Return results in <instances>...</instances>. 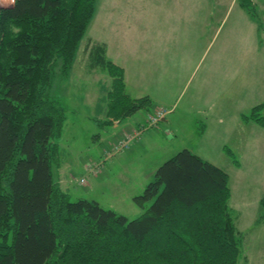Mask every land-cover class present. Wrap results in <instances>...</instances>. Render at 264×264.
I'll return each mask as SVG.
<instances>
[{
	"label": "rangeland",
	"instance_id": "obj_1",
	"mask_svg": "<svg viewBox=\"0 0 264 264\" xmlns=\"http://www.w3.org/2000/svg\"><path fill=\"white\" fill-rule=\"evenodd\" d=\"M173 1H97L72 70L50 88L68 114L54 180L71 200L92 198L133 219L145 210L134 197L158 166L189 148L229 176V207L243 234L238 264H264V0H252L254 16L238 0ZM203 28L205 41L196 36ZM96 42L124 67L130 96L149 95L150 108L111 119L113 77L91 66ZM156 107L160 122L137 136Z\"/></svg>",
	"mask_w": 264,
	"mask_h": 264
},
{
	"label": "trees",
	"instance_id": "obj_2",
	"mask_svg": "<svg viewBox=\"0 0 264 264\" xmlns=\"http://www.w3.org/2000/svg\"><path fill=\"white\" fill-rule=\"evenodd\" d=\"M97 1L0 0V264H238L229 176L189 148L158 166L134 197L145 210L133 219L92 198L71 200L54 180L68 114L50 88L72 70ZM238 1L254 16L252 0ZM106 50L96 42L90 54L113 77L111 119L150 108L149 95L130 96L124 67Z\"/></svg>",
	"mask_w": 264,
	"mask_h": 264
},
{
	"label": "crops",
	"instance_id": "obj_3",
	"mask_svg": "<svg viewBox=\"0 0 264 264\" xmlns=\"http://www.w3.org/2000/svg\"><path fill=\"white\" fill-rule=\"evenodd\" d=\"M162 2H164V3H173L174 1L173 0H162ZM107 8L109 7V6H106ZM243 8V7H242ZM212 12H213V10H211L210 11V16L212 15ZM187 20L189 19L188 18V15H187ZM190 18H193L194 19V17L193 16H191ZM200 19H202V16L200 17ZM209 19H210V17H209ZM187 25H190V26H187ZM192 26V27H191ZM193 26H194V23H193V21H187L186 22V25H185V27H186V32H187V30H188V34L190 33V31H191V29H194L193 28ZM196 26H198V25H196ZM181 30V28L180 29H178L177 31L179 32L178 34H181L182 35V32L180 31ZM184 30H185V28H184ZM195 30V29H194ZM201 33V34H200ZM204 33H205V28H203V30H199L198 32H197V34H196V36L199 38V36H201L200 37V39L201 40H203V41H205L206 40V37L204 36ZM178 34L176 35V33H175V35L176 36H174V37H176L177 39H178ZM190 35V34H189ZM193 38H195V37H193ZM195 40H196V38H195ZM213 40V39H212ZM178 41V40H177ZM202 41V42H203ZM212 42V41H211ZM211 42H210V44H211ZM174 44V43H173ZM173 44H171V45H168L169 46V48L170 47H172L174 50H176V49H178V46H177V43H175L174 45ZM210 44H208V46L210 45ZM208 48L209 47H207V48H205L206 50H205V52H202L203 53V55L206 53V51H208Z\"/></svg>",
	"mask_w": 264,
	"mask_h": 264
},
{
	"label": "built area",
	"instance_id": "obj_4",
	"mask_svg": "<svg viewBox=\"0 0 264 264\" xmlns=\"http://www.w3.org/2000/svg\"><path fill=\"white\" fill-rule=\"evenodd\" d=\"M162 111H163L162 109L159 111V114H160L159 116H163V115H162ZM156 119H157V116H152V121H154V122H155V121H156ZM81 181H82V182H84V180H83V179H82Z\"/></svg>",
	"mask_w": 264,
	"mask_h": 264
}]
</instances>
